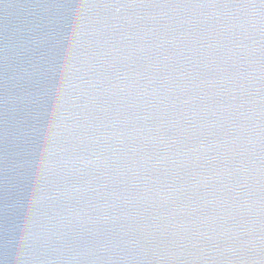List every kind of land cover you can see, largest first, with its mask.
Listing matches in <instances>:
<instances>
[{"label":"water","instance_id":"95a60500","mask_svg":"<svg viewBox=\"0 0 264 264\" xmlns=\"http://www.w3.org/2000/svg\"><path fill=\"white\" fill-rule=\"evenodd\" d=\"M0 264H264V0H0Z\"/></svg>","mask_w":264,"mask_h":264}]
</instances>
